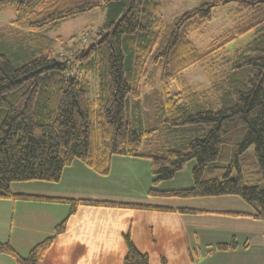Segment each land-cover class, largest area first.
<instances>
[{
	"label": "trees",
	"instance_id": "obj_1",
	"mask_svg": "<svg viewBox=\"0 0 264 264\" xmlns=\"http://www.w3.org/2000/svg\"><path fill=\"white\" fill-rule=\"evenodd\" d=\"M233 5L244 14L225 38L201 52L190 30L210 22L213 10ZM11 5L13 24L28 30L21 49L0 51V198L51 200L15 194L13 182H57L63 169L80 160L101 175L114 155L150 161L152 195L202 198L237 196L264 222V0H199L165 24L161 0H0ZM107 9L106 22L87 46L51 38L37 30L96 8ZM255 30L256 36L231 61L230 74L213 84V101L189 85L183 72L208 63L234 38ZM70 42V46L69 43ZM59 43L68 56L55 52ZM67 45L69 47H67ZM19 52H21L19 54ZM18 53V54H17ZM159 71L160 88L153 86ZM89 72L98 92L91 95ZM176 85L178 90L171 93ZM143 87H149L147 92ZM146 144V150H141ZM194 160L192 185L157 190ZM67 217L54 233L21 255L0 242V253L15 264H41L54 237L65 230L78 204L171 210L165 206L92 200H65ZM199 213L190 207L177 209ZM233 215L244 214L228 211ZM123 264H149L124 235ZM232 237L205 253L238 247ZM164 264L165 261L162 260Z\"/></svg>",
	"mask_w": 264,
	"mask_h": 264
},
{
	"label": "crops",
	"instance_id": "obj_2",
	"mask_svg": "<svg viewBox=\"0 0 264 264\" xmlns=\"http://www.w3.org/2000/svg\"><path fill=\"white\" fill-rule=\"evenodd\" d=\"M152 180L148 159L114 155L107 175L76 159L63 169L57 182H13L11 190L15 194L51 200L0 198V242L26 255L67 217V199L142 204L171 210L78 204L65 230L47 248L41 264H123L126 233L134 247L147 254L149 264H163L162 260L164 264H264V222L250 215L252 207L234 196L194 198L191 201L204 199L196 207L190 200L167 205L163 202L167 196L148 193ZM191 185L168 187L162 182L155 189ZM180 207L201 211L183 213L177 210ZM232 237L239 243L236 249L205 253L215 243ZM0 264L15 263L0 253Z\"/></svg>",
	"mask_w": 264,
	"mask_h": 264
},
{
	"label": "rangeland",
	"instance_id": "obj_3",
	"mask_svg": "<svg viewBox=\"0 0 264 264\" xmlns=\"http://www.w3.org/2000/svg\"><path fill=\"white\" fill-rule=\"evenodd\" d=\"M198 1L199 0H161L162 20L165 24L169 23L179 13L193 8L198 3ZM232 8V4L214 8L212 20L210 22H206L201 28H194L190 30V39L198 48V50L205 52L214 42L224 39L225 33L228 30H231L238 20L243 18L244 14H236L233 12ZM106 14V7L96 8L74 17L59 21L53 25L41 28L37 30V33L51 38L60 36L65 41L68 40V38L74 36L73 41L78 42L79 44L83 43L85 46H87L92 41L90 37L106 22ZM14 19L15 10L13 6L7 5L0 9V51L6 53L9 56L16 55L12 53L16 52L18 48L21 49L24 38L28 34L27 29L19 28L13 24ZM255 36V30L248 31L245 34L228 42L224 48H220V50L216 52V54L208 63L204 65L191 66L186 69L183 72V76L185 77L187 83L189 85L196 86L198 89L205 92V101H213V84L226 78L230 74L231 61L233 60L235 53L243 49L244 46ZM68 44L70 46V42ZM69 46L67 45V47ZM54 49L58 54L63 52V57L68 56L71 51L70 49H63L59 43L54 45ZM20 53L21 52H19V54ZM155 76L156 78L154 80L153 86L155 88H160L159 71L156 72ZM89 80L91 86V95L95 96L98 92V81L96 74L89 72ZM148 90L149 87H143L144 92H147ZM177 90L178 87L175 84L170 88L171 93ZM145 146L146 144L142 145V151L146 150ZM194 163V160H190L188 163H186L183 169L176 173V176L173 179L163 182V185H167L168 187H181V185L182 187H187L191 185V171ZM188 178L189 182H187ZM234 197L238 198V200H241L237 196ZM163 199V202L167 203V205H173L177 203L178 200H190V202H195V207L200 204L198 201L204 200L196 199L195 201H191L194 198H182L177 196H167L163 197ZM245 204L251 208L249 204Z\"/></svg>",
	"mask_w": 264,
	"mask_h": 264
}]
</instances>
